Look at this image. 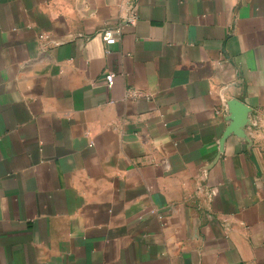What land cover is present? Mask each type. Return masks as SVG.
Here are the masks:
<instances>
[{"label":"crops","instance_id":"crops-1","mask_svg":"<svg viewBox=\"0 0 264 264\" xmlns=\"http://www.w3.org/2000/svg\"><path fill=\"white\" fill-rule=\"evenodd\" d=\"M0 264H264V0H0Z\"/></svg>","mask_w":264,"mask_h":264},{"label":"water","instance_id":"water-1","mask_svg":"<svg viewBox=\"0 0 264 264\" xmlns=\"http://www.w3.org/2000/svg\"><path fill=\"white\" fill-rule=\"evenodd\" d=\"M249 115H251L250 109L239 102L230 106V111H228L226 118L229 126L224 135L223 143L229 134H235L239 137L245 135L244 129L249 125Z\"/></svg>","mask_w":264,"mask_h":264},{"label":"built area","instance_id":"built-area-1","mask_svg":"<svg viewBox=\"0 0 264 264\" xmlns=\"http://www.w3.org/2000/svg\"><path fill=\"white\" fill-rule=\"evenodd\" d=\"M126 23L129 24H134L136 21V15L134 13H131L126 19H124ZM102 39L105 42L107 46H112L115 45L119 40L122 35V31L120 28H107L105 29L102 33ZM40 38L44 39V36H41ZM114 78L115 75L112 73H109L106 77V81L108 84V87L111 88L114 84Z\"/></svg>","mask_w":264,"mask_h":264}]
</instances>
